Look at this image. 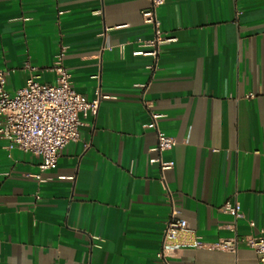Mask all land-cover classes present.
<instances>
[{
    "label": "crops",
    "instance_id": "obj_1",
    "mask_svg": "<svg viewBox=\"0 0 264 264\" xmlns=\"http://www.w3.org/2000/svg\"><path fill=\"white\" fill-rule=\"evenodd\" d=\"M149 8L0 0L10 94L31 76L56 84L62 54L74 90L103 97L55 170L41 172L40 157L0 139V264H165L157 254L173 210L205 244L181 235L173 264H260L243 243L235 252L215 245L264 238V0H167L158 14L176 41L154 73L151 58L133 55L139 39L153 38L142 18ZM145 102L177 141L163 154L173 164L165 173L150 163L158 138ZM227 202L244 217L224 213Z\"/></svg>",
    "mask_w": 264,
    "mask_h": 264
},
{
    "label": "built area",
    "instance_id": "obj_2",
    "mask_svg": "<svg viewBox=\"0 0 264 264\" xmlns=\"http://www.w3.org/2000/svg\"><path fill=\"white\" fill-rule=\"evenodd\" d=\"M149 1L150 8L142 12V18L144 24L152 28L153 38L139 39L137 41L139 49L133 55L151 58L152 61L147 69L154 73L159 67L163 46L175 42L176 38L167 36L163 32L158 14L159 8L164 6L167 0ZM61 58L62 54L52 68V71L57 74L56 84L41 83L37 80L38 77L31 76L27 79L25 86L15 94H10L7 90L8 73L0 70V139L8 140L10 148L40 157L42 159L41 172L57 168L62 150L69 143L76 142L81 137L80 117H87L90 114L97 115L103 99L100 93H97L92 100L77 93L72 87L71 75L64 69ZM33 70L36 69L33 68ZM141 87L146 91V85ZM249 97L253 98L254 95L251 94ZM145 106L151 115V121L147 127L155 130L158 138L157 146L154 148L157 156L151 158L150 163L158 164L161 172L165 173L173 168V164L164 162L163 154L174 148L177 141L161 130L160 120L164 116L152 110L151 102H145ZM36 177L42 180L40 175ZM61 178L64 179V177ZM222 211L237 219L244 217L239 204L232 205L227 202ZM181 235L194 236L193 242L189 244L190 247L203 248L205 246L202 239L193 234L188 222L180 218L178 212L173 210L164 231L162 248L157 254V257L165 264H173L172 252L183 246L179 243ZM240 243L252 248L260 264H264V238L252 236L241 238L236 235L231 239L220 241L215 247L235 252Z\"/></svg>",
    "mask_w": 264,
    "mask_h": 264
}]
</instances>
